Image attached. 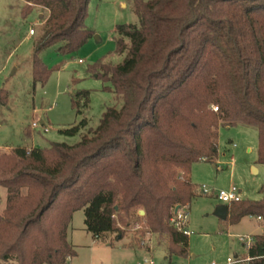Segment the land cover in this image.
<instances>
[{"label":"trees","instance_id":"trees-1","mask_svg":"<svg viewBox=\"0 0 264 264\" xmlns=\"http://www.w3.org/2000/svg\"><path fill=\"white\" fill-rule=\"evenodd\" d=\"M48 12L33 58L34 83L51 70L39 58L57 45L72 54L94 32L85 25L89 0H24ZM138 23L116 28L118 64L99 59L90 70L122 104L108 107L79 142L17 147L0 157L6 189L0 217V264H69L73 213L102 241L122 238L132 219L166 232L168 254L188 255L189 236L170 224L177 205L197 195L192 165L213 161L221 125L253 126L264 165V0H133ZM4 92V93H3ZM3 94V95H2ZM78 97L88 105L89 91ZM6 91L0 90V103ZM80 113V102L73 99ZM218 107L214 111L213 106ZM83 119L62 131L75 135ZM226 220L263 219L251 256L264 254V196L227 204ZM143 210L144 216H137ZM264 264V258L258 260Z\"/></svg>","mask_w":264,"mask_h":264},{"label":"rangeland","instance_id":"rangeland-1","mask_svg":"<svg viewBox=\"0 0 264 264\" xmlns=\"http://www.w3.org/2000/svg\"><path fill=\"white\" fill-rule=\"evenodd\" d=\"M24 6V0H0V90L6 91L5 102L0 103V157L17 147L49 148L53 142L73 145L99 125L108 107L119 108L122 101L106 88L110 83L97 77L90 67L102 58L120 63L123 55L116 53L115 30L139 21L133 0H89L85 25L94 35L72 54L58 53L57 45L42 49L39 58L51 73L45 83L35 84L33 58L48 12L33 6L23 17ZM82 91H89L87 106L85 99L77 96ZM73 99L80 102V113ZM83 119L88 120V127L82 132L62 133ZM34 122L40 127L34 128ZM258 144L255 127L221 125L217 156L192 165L191 181L197 195L185 204L189 205L187 225L191 232L187 256H169L166 232L149 231L141 219H132L122 238L99 240L87 230L84 209H79L68 229V241L76 251L69 264H137L145 257L153 258L155 264H226L236 253L246 256L237 236L260 233L263 219L260 226L251 216L233 224L220 219L215 214L221 203L216 195L235 186L243 200L264 196V165L257 163ZM6 197V189L0 186V217ZM144 214L143 210L137 212V216Z\"/></svg>","mask_w":264,"mask_h":264},{"label":"built area","instance_id":"built-area-1","mask_svg":"<svg viewBox=\"0 0 264 264\" xmlns=\"http://www.w3.org/2000/svg\"><path fill=\"white\" fill-rule=\"evenodd\" d=\"M31 33H34V30H31ZM214 110L217 111L218 107H214ZM43 123V122H42ZM34 128L40 127L38 122L33 123ZM44 132L48 131L47 127H42ZM203 192L207 193V187L203 186ZM218 200L223 204H229L231 202H238L243 200L241 197V190L236 188L235 186H231L229 190H220L219 193L216 195ZM189 205H179L178 209H174L173 216L170 219V224L177 229L178 231L182 232L185 235H190L191 232L188 229V220H189V212H188ZM251 217H254L250 215ZM258 221L261 220V217H256ZM239 241L245 246L247 250L246 256L235 255L234 257H229L227 259L226 264H258V260L264 258V254L261 256H251L249 253V249L252 247L254 242V237L251 235H238ZM137 264H155L153 258L145 257L137 262ZM216 264V263H212Z\"/></svg>","mask_w":264,"mask_h":264},{"label":"water","instance_id":"water-1","mask_svg":"<svg viewBox=\"0 0 264 264\" xmlns=\"http://www.w3.org/2000/svg\"><path fill=\"white\" fill-rule=\"evenodd\" d=\"M179 208V205L176 207V209ZM229 209L226 204H220L217 206L215 210V214L222 220H226L228 217Z\"/></svg>","mask_w":264,"mask_h":264},{"label":"crops","instance_id":"crops-1","mask_svg":"<svg viewBox=\"0 0 264 264\" xmlns=\"http://www.w3.org/2000/svg\"><path fill=\"white\" fill-rule=\"evenodd\" d=\"M34 147V146H33ZM33 147H30V148H33ZM29 148V149H30ZM254 170L256 171V169L254 168ZM220 204H223V203H220ZM219 204V205H220ZM256 221H257V223H258V225L260 226V221H258L257 219H256V217H253ZM262 231H263V229H262ZM262 231L260 232V233H262ZM256 234H259V233H253V234H245V235H251V236H255ZM238 237V236H237ZM243 245V244H242ZM245 247V246H244ZM248 252L246 251V254H247ZM235 255H240L239 253H236Z\"/></svg>","mask_w":264,"mask_h":264}]
</instances>
